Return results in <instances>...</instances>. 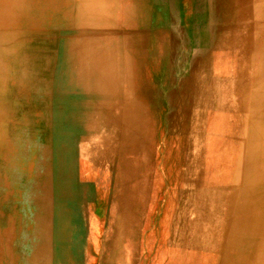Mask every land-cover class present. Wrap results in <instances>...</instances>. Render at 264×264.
Returning <instances> with one entry per match:
<instances>
[{
    "label": "rangeland",
    "instance_id": "obj_1",
    "mask_svg": "<svg viewBox=\"0 0 264 264\" xmlns=\"http://www.w3.org/2000/svg\"><path fill=\"white\" fill-rule=\"evenodd\" d=\"M1 11L0 92L53 111L54 264H264V0Z\"/></svg>",
    "mask_w": 264,
    "mask_h": 264
},
{
    "label": "crops",
    "instance_id": "obj_2",
    "mask_svg": "<svg viewBox=\"0 0 264 264\" xmlns=\"http://www.w3.org/2000/svg\"><path fill=\"white\" fill-rule=\"evenodd\" d=\"M44 100L0 92V264H54V119Z\"/></svg>",
    "mask_w": 264,
    "mask_h": 264
},
{
    "label": "bare ground",
    "instance_id": "obj_3",
    "mask_svg": "<svg viewBox=\"0 0 264 264\" xmlns=\"http://www.w3.org/2000/svg\"><path fill=\"white\" fill-rule=\"evenodd\" d=\"M82 11H83V10H82ZM82 11H81V12H82ZM205 148H206V147H205ZM262 214H263V213H262ZM260 217H261V215H260ZM259 219H260V218H259ZM259 222H260V221H259ZM236 224H237V223H236ZM259 225H260V224H259ZM254 226H257V225H254ZM254 246H255V245H254ZM252 247H253V246H252ZM242 259H243V258H242ZM240 260H241V259H240Z\"/></svg>",
    "mask_w": 264,
    "mask_h": 264
}]
</instances>
